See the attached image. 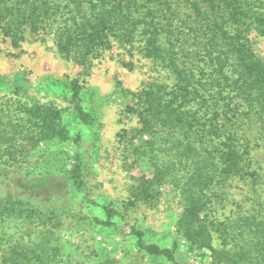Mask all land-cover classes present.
I'll return each instance as SVG.
<instances>
[{
	"label": "trees",
	"instance_id": "16d2710c",
	"mask_svg": "<svg viewBox=\"0 0 264 264\" xmlns=\"http://www.w3.org/2000/svg\"><path fill=\"white\" fill-rule=\"evenodd\" d=\"M0 35L13 48L26 35H38L83 75L115 44L166 71L170 83L123 91L134 101L126 111L137 126L122 129L120 141L128 134L127 144L139 140L123 158L131 181L128 205L154 202L159 187L171 186L182 206L177 232L189 248L208 253L210 264H264V203L219 224L207 218L212 189L244 171L248 148L237 132L240 117L256 116L264 131V58L252 42L264 37V0H0ZM70 83L71 102L83 119L82 87ZM6 98L0 102V173L7 174L0 190V251L9 229L37 233L29 245L11 248L2 264H62L65 220L81 219L70 200L80 195L90 201L92 168L80 152L68 158L54 149L53 142L71 134L56 107L24 102L18 94ZM137 167L151 176L135 173ZM39 178L49 179L40 192L31 188ZM103 209V217L89 222L105 229L125 225L134 256L178 264L172 249L147 240L130 223L129 208Z\"/></svg>",
	"mask_w": 264,
	"mask_h": 264
},
{
	"label": "rangeland",
	"instance_id": "374dc122",
	"mask_svg": "<svg viewBox=\"0 0 264 264\" xmlns=\"http://www.w3.org/2000/svg\"><path fill=\"white\" fill-rule=\"evenodd\" d=\"M40 39L38 35H26L20 47L13 48L8 39L4 40L0 35V102L18 94L24 102L56 107L71 134L65 142H53L54 149L65 151L68 158H72L73 152H80L92 168L86 185V196L90 201L81 200L80 195L70 200L73 213L80 214L81 219L67 217L65 220L60 237L65 260L62 264H69L67 258L78 264H169L162 258L134 256L137 253L134 239L128 236L125 225L118 223L116 227L105 229L91 224V217H103L106 205L123 207V210L129 208L126 214L130 223L140 229L147 240L172 249L178 264H210L208 253L189 248L177 232L176 222L182 206L175 188L159 187L157 200L138 202L132 210L127 203L131 181L123 158L133 142L139 143V140L127 144L128 134L125 142L120 141L122 129L128 131L137 126L136 116L126 111V106H132L134 101L123 91L137 93L152 82L170 83V75L152 67L139 52L133 51L130 56L116 44L99 60L93 61L92 67L83 75L82 68L71 58L59 55L50 41L41 42ZM252 42L256 54L264 58V37H253ZM124 62H132V66H124ZM71 80H75L84 93L80 106L87 117L83 119L78 118L76 104L71 102ZM238 127L237 132L248 148V157L242 176L212 189L213 204L207 218L214 224L253 212L264 203L261 121L256 116L243 115ZM135 171L151 176V170L137 167ZM6 177L5 172L0 173V190ZM48 185L49 179L39 178L31 188L40 192ZM52 198L47 196L46 205L52 204ZM36 233L37 229L30 227L9 229L0 251V264L11 248L29 245ZM214 237L219 248V240L216 235Z\"/></svg>",
	"mask_w": 264,
	"mask_h": 264
}]
</instances>
